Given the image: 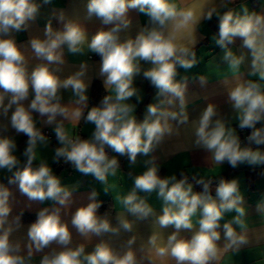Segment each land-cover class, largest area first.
<instances>
[{
  "label": "clouds",
  "instance_id": "9594fccd",
  "mask_svg": "<svg viewBox=\"0 0 264 264\" xmlns=\"http://www.w3.org/2000/svg\"><path fill=\"white\" fill-rule=\"evenodd\" d=\"M52 3L0 0V171L29 201L54 205L39 210L26 235L14 238L23 224L20 216L9 218L12 192L0 182V264H35L38 253L39 264H236L233 258L253 248L261 249L254 264H264V233L251 227L264 228V196L253 220L238 178L196 174L190 182L185 173L161 176L155 154L183 133L191 148L208 153L211 168L225 162L264 168V3L253 8L249 0H87L82 11L54 10L43 38L33 35L18 44L12 34L28 31L42 7ZM132 10L148 18L134 36ZM213 17L218 31L211 41L221 52L207 62L204 74L190 76L201 59L200 29ZM93 20L101 27L89 34L86 22ZM66 53L96 54L100 60L98 65L82 60L70 69ZM93 74L106 94L90 106ZM137 78L156 90L142 119L136 115L143 99ZM213 81L226 93L230 114L209 102L190 120L189 84L207 89ZM81 123L93 126L87 138L75 131ZM38 125L54 132L58 146L52 160L94 177L105 193L117 187L109 177L121 169L118 157H126L132 168L142 166L138 174L128 173L130 190L114 197L121 205L115 224L110 211L98 214L102 202L95 189L72 213L71 226L84 242L73 244L61 215L74 203L78 184H63L38 155L50 145ZM9 129L27 136L23 159ZM237 129L250 130L246 142ZM153 196L159 211L149 202ZM143 221L150 222L146 240L137 230ZM94 237L98 242L89 251Z\"/></svg>",
  "mask_w": 264,
  "mask_h": 264
},
{
  "label": "crops",
  "instance_id": "0c3cea01",
  "mask_svg": "<svg viewBox=\"0 0 264 264\" xmlns=\"http://www.w3.org/2000/svg\"><path fill=\"white\" fill-rule=\"evenodd\" d=\"M87 0H53L50 5H45L41 9V15L37 20L32 23L30 29L24 32L13 33L18 44L23 46L27 43L29 38L33 35H38L43 38V30L46 21L51 14V12L64 9L68 14H72L76 10L83 9V5L86 4ZM264 0H249V6L253 8H259ZM130 17L133 20L132 35L136 34L138 27L143 26L147 23V17L143 14L138 13L135 10L130 11ZM53 26L59 28L61 25L57 20L53 19ZM86 27L89 34L94 33L99 27H101L98 20H93L92 22H86ZM218 31V19L213 17L212 20L206 21L200 29L201 40L197 45V55L200 57V63L189 70L188 75L204 74L207 71V62L212 59L213 56H218L221 52L220 48L216 46L211 41V36L213 33ZM239 41H237V45ZM66 60L68 62V67L70 69L78 68L80 61L88 60L92 64L98 65L100 57L96 54H88L87 56H71L66 53ZM35 63V61H33ZM181 74H184V70L180 69ZM94 81H97L103 91L102 80L93 74L92 82L88 90L89 95V105H90V94L91 86ZM137 87L142 90L143 99L137 105L136 115L139 119L143 118V114L146 106L153 102L155 96V89L150 85V83L142 78H137ZM189 91L194 95L190 96L189 101V117L190 120L198 118L200 112L207 106L209 102L216 103L219 107L221 114H230V106L227 103V96L222 87L215 81L209 85L207 89H200L198 84H189ZM106 94V93H105ZM68 93H64L65 102H67ZM146 101V102H145ZM135 102V100H133ZM91 106V105H90ZM38 117V114H34ZM42 128V131H49L52 135L50 139V145L47 149L40 150L38 155L41 158L47 159L49 165L52 167L55 175L61 178L63 184L73 185L78 184V190L73 194L74 203L69 209H62L61 215L62 219L68 222L69 227L73 234V244H78L83 241L76 230L71 226V215L74 213L77 207L85 206L89 200L88 195L95 189L99 193L97 199L99 201L109 200L108 207L105 209H98V214L103 215L105 212L110 211L112 214V223L115 224L116 211L121 210V205L114 199L117 195L126 194L132 186V180L128 178V173L132 172L133 175L141 172L142 166H136L132 168L129 166V161L126 157H118L121 164V169L118 170L116 177H109V183L115 184L117 187L111 193H105L103 191V186L97 182L92 176H85L78 172H75L71 165L65 164L63 161L54 162L52 160L53 150L58 146L57 140L55 138L54 132L51 127L38 125ZM93 130L92 125H85L81 123L75 131L81 134L84 138H87L91 131ZM15 138L17 142V152L16 154L23 159L22 152L26 147L27 136L24 134H17L13 129H9L6 133ZM158 157V163L161 165L160 174L161 176L176 174L180 178L181 173L189 174V177H193L196 174L217 176L222 175L226 179L238 178L240 180L241 191L245 196L246 205L249 206V215L253 220H258V216L255 212L256 202L264 196V168L256 167L252 168L248 165H240L237 168H232L227 162H225L222 167L211 168L210 163L206 160L208 153L203 150H197L190 147V140L182 133L179 138H172L162 146L160 150L155 153ZM139 160V157H138ZM8 175L6 172L0 171V182H3L6 186L11 189L12 196L10 197V204L12 211L10 214V219L16 216H20L23 228L14 233L15 237H24L26 235V230L28 225L34 222L37 218V213L44 207L52 208L54 205L51 201H45L44 203L32 202L28 198L21 194L16 185H8ZM215 193L213 192V195ZM151 204L159 211L160 202L153 196L150 201ZM104 212H103V211ZM131 218V217H130ZM231 217H226L230 219ZM257 230V234L264 233V228L261 227L259 223H254L251 225ZM138 232L146 240L151 233L150 222L143 221L139 222L137 226ZM173 229L169 228L166 230V235L170 233ZM130 234H125V237ZM185 235H190L185 233ZM99 238L94 237L92 244L89 245L88 250H91L92 245L98 242ZM261 248L264 249V243H262ZM261 249L253 248L250 251L247 249L243 250L238 256L233 258L236 264H254V253ZM47 251V250H45ZM42 254L38 253L35 257V264H39V260ZM227 264V261H226Z\"/></svg>",
  "mask_w": 264,
  "mask_h": 264
},
{
  "label": "trees",
  "instance_id": "16d2710c",
  "mask_svg": "<svg viewBox=\"0 0 264 264\" xmlns=\"http://www.w3.org/2000/svg\"><path fill=\"white\" fill-rule=\"evenodd\" d=\"M104 94H105V92L103 91L101 85L97 81H94L92 86H91L90 105L92 106V105L99 103V101L102 99V96ZM192 178L193 177H189L190 182H191ZM195 190L200 191V190H202V188H201V186L196 185ZM101 202H102L101 203V209L107 208L108 204H110L109 200H105V201H101Z\"/></svg>",
  "mask_w": 264,
  "mask_h": 264
},
{
  "label": "built area",
  "instance_id": "2783aa9c",
  "mask_svg": "<svg viewBox=\"0 0 264 264\" xmlns=\"http://www.w3.org/2000/svg\"><path fill=\"white\" fill-rule=\"evenodd\" d=\"M237 131H238L239 135L241 136L242 141H245V137L250 134V130L249 129H244V130L237 129ZM43 132L49 137V139L52 138V135L50 134L49 131L45 130Z\"/></svg>",
  "mask_w": 264,
  "mask_h": 264
}]
</instances>
